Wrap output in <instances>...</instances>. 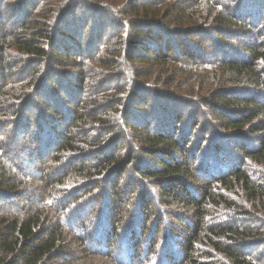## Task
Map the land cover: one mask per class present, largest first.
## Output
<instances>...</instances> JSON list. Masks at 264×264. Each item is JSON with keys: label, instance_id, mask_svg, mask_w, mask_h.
Instances as JSON below:
<instances>
[{"label": "trees", "instance_id": "trees-1", "mask_svg": "<svg viewBox=\"0 0 264 264\" xmlns=\"http://www.w3.org/2000/svg\"><path fill=\"white\" fill-rule=\"evenodd\" d=\"M201 1L25 0L31 9L3 19L9 25L0 29V70L8 57L21 61L13 74L22 85L6 88L0 74V114L11 115L8 125L25 135L35 114L50 123L31 140L41 136L34 157L54 166L38 176L27 159L12 157L10 136L0 135V264H264V233L254 223L264 220V186L250 173L252 165L264 166V47L241 42L263 4ZM189 35L210 40L200 50L211 57L196 54ZM89 76L95 85L86 92ZM166 85H190L192 92L196 86V96L216 103L217 111L242 108L237 116L216 115L235 131L224 134L239 155L218 145L217 161L195 168L196 158L186 157V134L176 135L171 109L178 99L168 98L174 90ZM21 102L32 112L26 119ZM46 138L52 150L41 145ZM34 181L43 193L11 204ZM232 191L242 198L244 220L216 213L236 204ZM173 206L182 213L173 215Z\"/></svg>", "mask_w": 264, "mask_h": 264}, {"label": "rangeland", "instance_id": "rangeland-1", "mask_svg": "<svg viewBox=\"0 0 264 264\" xmlns=\"http://www.w3.org/2000/svg\"><path fill=\"white\" fill-rule=\"evenodd\" d=\"M136 1L140 2L142 0H136ZM167 1H168V3H170V2L172 3L175 0H167ZM261 1L263 4V8H262L263 11L261 9L262 15L259 18H257V22H256V20H254L255 21L254 22L253 19L250 20V22H254L253 26L252 25L250 26L249 32L244 35L243 41H241L242 43H245L248 47H251V46H255L256 48L264 47V30L263 31L261 30L262 29L261 25L264 23V20L263 21L261 20L264 17V0H261ZM0 2H1L0 3V19H2L0 22V27H1L0 29H4L5 27H7L6 25H9V24H6L7 20L4 21L3 19H10L13 16V13H16L19 15V13L22 10V9H20V7H23V6L26 7L22 11H27V10L32 8L31 5H28V4L24 5L25 0H0ZM19 4H21V5H19ZM180 39L181 38H178L176 36V38H174L173 40L177 41V43L179 44L181 41ZM185 39L188 40L187 44L189 46H191V45L195 46L194 49H196V54H198L199 52L203 53L200 50V47L203 48V46H205L204 45L205 42H211L210 40H199L197 37H194V35H189ZM255 39L258 40V41H256V43H254ZM226 41H227V43L231 44L230 48L234 47V49L238 50V52H242L244 54L242 57H245V55H247L248 51H246V50H248V49H245L243 47L244 48V50H243L242 48H240L238 46L240 44L239 41H237L234 38H227ZM257 42H259V44H257ZM111 47H112V49L115 48V45H113L112 42H111ZM184 49L187 51L185 46H184ZM182 52H184L183 49H182ZM171 53H173V52L171 51ZM203 54H204V57H206V58L211 57L210 53L206 52ZM233 55H235V54H233ZM18 63H21V61H13L11 57H8V58H6V69L4 71L0 70V74L4 75L5 76L4 79L8 82L6 88L13 87V85L17 86V87L22 85V83L18 84L17 78H16L17 75L13 74L14 72L16 73L19 69H22L21 65ZM87 68H88V66H87ZM172 68L177 70V67H172ZM23 69L26 70V68H23ZM260 71H261V73H263V76H264V65H262L260 67ZM93 77L94 76H89V78L85 81V83H86L85 84V86H86L85 91L86 92H89L91 87H93L95 85L93 82L95 79L93 80ZM166 87L169 90H174L172 92L166 91L167 93H169L168 98L170 96H172L174 98V99H172L173 101H175V99H178L176 101L177 107L172 106V109H171L174 112L176 119L178 120L177 122H175V124L178 125L176 135H177V137H179L181 133H183V135L186 134V136H185L186 141L183 139L184 136H183V138L181 137V139L183 141L187 142V146H188V148H190L188 153H186V157L191 156L192 158L193 157L196 158L195 168L198 167L197 165L208 160L209 158H211V160L216 159V161H217V157H215L213 149L218 147V145L221 146L220 147L221 149L224 148L225 150H227V152L229 153L230 156H234V155L238 156L239 155V152H236L233 149V146L235 144V142L233 143V139H231L228 135L224 134V133L228 134V133L235 132V131L225 130V127H222L223 121H220V119L217 118L216 115H217V112L227 111L228 113L233 112L232 115L237 116V115L241 114L240 110H242V108H239L236 111L235 110L229 111L228 109L222 108V111H217L218 105L216 103L211 104L210 101H207V98L203 99V98H199L196 96L197 95L196 94V86L194 88L195 89L194 92H192L193 90H192L190 85H185V86L179 85V86H176L175 89L171 85H166ZM22 91L23 90H21V91L17 90L16 94L17 93L21 94ZM64 92H65L64 89H62L60 91V88H58L55 91L56 94H59V93L64 94ZM11 94H12V90L10 89L9 95H11ZM90 95L95 96L92 92L90 93ZM54 97L58 102L63 101V99L62 100L60 99L61 96H54ZM181 97H183V98H181ZM161 99H163V98H161ZM12 101L14 103L16 101V99L13 97ZM93 105H91V106H93ZM151 105L152 104L150 103V105H149L150 111H152L153 109H156V107L154 108V106H155L154 103L152 106ZM26 109L27 108L23 107V102H21L20 106H19V111L21 114L23 113L22 117L24 119H26V115L29 114L31 116V114H32V112L25 111ZM30 109H31V111L36 109V106H34V103H31ZM245 111H246L245 113H247V115H248L249 114L248 110H245ZM116 113H118V112L117 111L116 112H113V111L109 112V114L112 116H114ZM10 117H11V115L9 116V114H5L4 112L0 114V135L4 136L6 134V136H10V140L14 141V142L12 141L13 145H11V147L14 148L11 151V152H13L12 157L17 158L18 163H22L23 161L26 163L25 159H27V162L30 163V166L35 167V168H39V170L37 171L38 176H42V175L48 173V169L50 172V170L54 166L53 165L54 163L47 162L48 159L45 158V159H43L44 162L41 164L42 159L34 157V156H36V154H38L40 152L39 151V149H40L39 145H40V141H41V136L39 135L40 137L38 136L39 138L37 140H31V137L35 132H40L43 129H47L48 127H51L50 123L47 124L45 122V119L42 118V116H41V119H39V114H35L34 117L31 118L32 119L31 123H33V124H32V126L27 125L28 133H27V135H25V131L22 132V130H21V132H20V131H18V128L16 129L14 126L8 125V120L12 119ZM35 120H36V122H35ZM56 121L57 120H54L53 122L56 123ZM37 123H38V125H37ZM51 124H52V122H51ZM60 126L62 127V125H60ZM7 127H8V129L6 130ZM10 129H12L13 132ZM58 129H60V128H58ZM53 131H55V130H53ZM94 132L96 133V131H94ZM241 133H242L241 136L250 137L249 134L247 133V130L246 131L242 130ZM47 137H48V134H47ZM231 137H235V136H231ZM251 138L252 137H250V139ZM6 139L9 140V137H6ZM256 139H257V137L253 138L252 142L254 143V145L256 144V141H254ZM246 141H247L248 145L251 142V140H246ZM50 143L52 145V139L49 142L48 139L46 138L45 143L41 142V145H43L45 149H51L52 150L53 145L50 146ZM38 147H39V149H38ZM36 149H38V150L35 151ZM212 152H213V155L211 154ZM30 155H33V156H30ZM84 157L85 158L89 157V154L85 153ZM4 159H5V157H4ZM224 160H225V158H223V161ZM191 163H193V161H191ZM250 173H251V176L253 177V179H255V181L258 184L261 183L264 186V166L263 165H255V164L252 165L251 169H250ZM37 175H36V178H38ZM198 175H199V172H198ZM128 181H131V183L133 184V180H131V178H128ZM123 182L120 183V186L123 184ZM28 185L29 186L32 185V187H30L29 189H26L25 190L26 193L23 194L22 197H19L17 199L16 198L11 199V204H14L15 202L18 203V202L26 201V200L34 201L33 200L34 198H31L29 196L30 193H32L33 195L34 194L39 195V193L40 194L43 193V190H41V188L42 189H44V188L41 186V183L34 181V182L28 183ZM32 191H35V192H32ZM228 195L230 198L235 200L236 204L230 208H222V209L217 210L216 211V213L218 212L217 215H219V216L225 215L227 217L226 219L225 218L223 219V216H220V219L228 220V221L232 220L230 218L232 216H236L237 218L242 217L244 220L245 218H244L243 213H240L243 211L242 210V208H243L242 204H244L241 202L242 198H239L238 193H235V191H232ZM97 205H99V202L97 203ZM86 206L88 207V204ZM160 206L164 209V216L166 215L165 216L166 219L168 221L175 223L176 218L172 217V216L169 217L167 214V211H168L167 208L168 207L164 204L159 203V206H157V207H160ZM247 206L251 209V211L254 210V208L250 205V203ZM248 207L246 209H249ZM170 208H171L170 211L173 215H174V213H175V215H176V213H179V212L182 213L181 208H175L174 206L170 207ZM259 208L262 209L261 207H259ZM125 210H126V208H125ZM156 211H158L157 218L161 219L162 212L158 208H156ZM126 213L127 212L125 211L123 213V215H126ZM214 213H215V211H214ZM236 213H240V214L237 215ZM259 213L264 215L260 211H259ZM2 214L3 213L0 211V215H2ZM254 223H257L258 225H260V229L264 233V220L260 219L258 222L256 220V222H254ZM207 248L208 247H206V249ZM259 252H264V248H262L261 251H259Z\"/></svg>", "mask_w": 264, "mask_h": 264}]
</instances>
